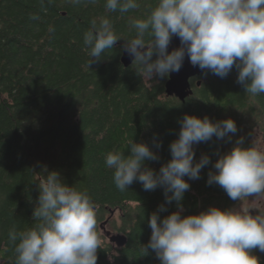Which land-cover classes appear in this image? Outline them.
<instances>
[{
    "label": "trees",
    "instance_id": "16d2710c",
    "mask_svg": "<svg viewBox=\"0 0 264 264\" xmlns=\"http://www.w3.org/2000/svg\"><path fill=\"white\" fill-rule=\"evenodd\" d=\"M156 3L140 0L138 9L121 14L106 12L105 0L76 5L68 0H0V264H16L9 232L37 223L33 211L39 180L51 171L94 202L97 264H160L155 251L144 248L151 236L148 221L153 212L163 219L177 211L176 201H166L163 186L146 191L139 181L119 191L106 156L129 155L132 142H143L158 156L143 167L158 173L172 159L170 144L178 138L185 114L213 122L233 119L237 132L193 145V162L203 155L210 162L198 179L183 177L190 188L181 215H197L210 206L230 209L240 202L218 184L207 183L215 162L239 139L251 147L258 132L257 139L264 142V93H246L235 67L224 78L206 70L192 80L193 95L186 102L166 95L169 75L146 81L136 65L125 68L123 39L86 67L91 57L83 37L93 19L106 15L118 36L134 38L129 20L145 18ZM108 220L111 232L128 237L125 247L110 243L102 231ZM251 253L264 264V252L257 247Z\"/></svg>",
    "mask_w": 264,
    "mask_h": 264
},
{
    "label": "clouds",
    "instance_id": "9594fccd",
    "mask_svg": "<svg viewBox=\"0 0 264 264\" xmlns=\"http://www.w3.org/2000/svg\"><path fill=\"white\" fill-rule=\"evenodd\" d=\"M68 2L76 5L82 0ZM84 2L95 4L98 0ZM104 6L106 12L124 14L138 9L140 0H105ZM129 23L136 32L134 38L118 36L106 15L91 21V29L83 37L91 57L86 67L90 69L93 59L100 60L123 39V47L134 57L132 65L143 80L178 72L187 54L193 66L221 78L235 67L237 82L246 93H264V0H157L145 18L130 19ZM146 35L150 38L147 42ZM173 36L179 37L181 46L169 53ZM180 123L178 138L170 144L172 159L158 173L143 167L146 160L158 159L143 142H132L129 155L109 152L106 156L119 191L139 181L146 191L163 186L166 201H176L178 210L163 219L156 212L151 214V236L145 250H154L160 264H259L251 250L258 247L264 252V213L251 215L210 206L197 215H181V201L190 188L183 177L198 179L210 162L203 155L194 163L193 145L213 135L222 139L236 133L235 121L213 122L208 116L185 114ZM257 136L247 148L242 146L243 138L239 139L215 162L216 171L209 173L207 183L218 184L232 200L254 194L264 197V143ZM38 188L33 211L37 223L19 233L14 229L9 232L16 264H97L100 237L89 194L64 183L57 171L44 175Z\"/></svg>",
    "mask_w": 264,
    "mask_h": 264
},
{
    "label": "water",
    "instance_id": "95a60500",
    "mask_svg": "<svg viewBox=\"0 0 264 264\" xmlns=\"http://www.w3.org/2000/svg\"><path fill=\"white\" fill-rule=\"evenodd\" d=\"M181 46L180 39L178 36H173L171 43L168 46V52L170 53L173 49ZM134 57L130 56L127 51L123 48L121 62L125 68H130L132 66ZM206 70H201L198 66H193L190 63L189 57L185 55L182 67L178 72H172L169 74L168 81L165 85L166 95L168 97L177 98L181 102H186V100L193 95L192 80L200 79ZM201 80H198L197 84L200 86ZM251 215H254L253 210L250 211ZM115 215L112 212L111 217ZM108 221L104 222L101 226L102 231L105 232L110 243L114 244L118 248H123L128 243V237L124 234L113 233L107 231Z\"/></svg>",
    "mask_w": 264,
    "mask_h": 264
},
{
    "label": "rangeland",
    "instance_id": "374dc122",
    "mask_svg": "<svg viewBox=\"0 0 264 264\" xmlns=\"http://www.w3.org/2000/svg\"><path fill=\"white\" fill-rule=\"evenodd\" d=\"M258 140L261 143H264L261 139H258ZM234 208L238 209L242 212H244V211L250 212L251 210H253L255 212L254 215L258 214V212L264 213V197L256 198V196L254 194V195L249 196L248 198L246 197L245 199L240 201ZM107 231H110V229L107 228ZM104 234H105V232H104Z\"/></svg>",
    "mask_w": 264,
    "mask_h": 264
}]
</instances>
